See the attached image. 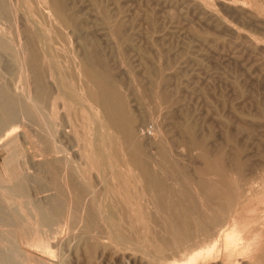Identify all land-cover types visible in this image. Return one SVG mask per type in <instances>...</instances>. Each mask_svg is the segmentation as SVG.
Listing matches in <instances>:
<instances>
[{"label": "rangeland", "instance_id": "1", "mask_svg": "<svg viewBox=\"0 0 264 264\" xmlns=\"http://www.w3.org/2000/svg\"><path fill=\"white\" fill-rule=\"evenodd\" d=\"M1 37L0 264H264V0H0Z\"/></svg>", "mask_w": 264, "mask_h": 264}, {"label": "bare ground", "instance_id": "2", "mask_svg": "<svg viewBox=\"0 0 264 264\" xmlns=\"http://www.w3.org/2000/svg\"><path fill=\"white\" fill-rule=\"evenodd\" d=\"M27 5V4H26ZM28 7V6H27ZM30 9V8H29ZM59 12H60V10H59ZM58 13V12H57ZM59 14V13H58ZM59 25V24H58ZM51 29V28H50ZM3 33V32H2ZM8 37V36H7ZM4 39H2V37L0 38V50H4V49H6L5 47H6V45H5V43H4V41H3ZM10 42V41H9ZM16 48V47H15ZM11 50V49H10ZM17 57V56H16ZM2 58V57H1ZM19 62V61H18ZM20 64V63H19ZM36 66V65H35ZM97 74V73H96ZM98 76V75H97ZM97 76H92L93 77V81L95 82V84H97L99 87H101L102 88V92H99V105L98 106H100V107H102V109L104 110V112L106 113L105 114V116L107 115V113L109 112V111H112V107H111V104H110V94L105 90V88H103L102 87V84L101 83H103V82H99V80L97 79ZM100 76V75H99ZM101 77V76H100ZM87 78V77H86ZM81 80V79H80ZM101 80V79H100ZM89 81H91V80H89ZM102 81V80H101ZM92 82V81H91ZM90 82V83H91ZM86 93V92H85ZM25 98V97H24ZM89 99V98H88ZM37 100V99H36ZM12 104H14L13 103V101H11V99L5 94V92H0V132H2V134H1V136L5 139V138H7V137H9V136H11V133H12V130H13V126H11V127H8L6 130H2V128L7 124V122H8V118L12 115V113H13V110L15 109L13 106H12ZM16 105V104H15ZM14 105V106H15ZM18 105V104H17ZM29 106V105H28ZM28 109V108H27ZM26 108H25V111H26V114H29L34 120H36L37 122L43 117V115L40 113V111H38V112H33L32 110H27ZM21 110V109H20ZM48 113V112H47ZM32 121V120H31ZM8 125V124H7ZM16 129V128H15ZM15 132V131H14ZM85 132V131H84ZM86 132H87V130H86ZM90 136V135H89ZM1 137V138H2ZM85 137H86V135H85ZM90 138V137H89ZM91 140V139H90ZM117 140V139H116ZM85 141V140H84ZM112 142V141H111ZM113 142H115V141H113ZM114 144V143H113ZM116 144V143H115ZM86 146V145H85ZM116 147H117V145H116ZM118 148V147H117ZM84 149H86V148H84ZM56 151V150H55ZM59 153V152H58ZM119 153V152H118ZM140 156V155H139ZM133 160L131 161V162H129V163H127V164H124V166H123V168H124V170L123 171H121L119 174H118V178L120 179V178H127L126 180H129V178L130 179H133V181L135 180V176H133V172L131 171V168H130V166H132V167H134L135 169H137L138 171H139V169H140V172H141V177H143V179H145L146 178V175H149L150 174V169H148L147 167H145L144 165H142V159L140 158V157H133L132 158ZM130 161V160H129ZM10 163V162H9ZM15 166V165H14ZM77 168V167H76ZM13 170V169H12ZM16 170H18V167H17V169ZM16 172H18V171H16ZM24 173V172H23ZM16 174V173H15ZM151 175V174H150ZM22 176V175H21ZM2 177V176H1ZM18 177V176H17ZM6 179V178H5ZM19 179V178H18ZM142 179V178H141ZM7 181V180H6ZM10 181H12V180H10ZM9 181V182H10ZM131 181V180H130ZM132 182V181H131ZM219 182V181H218ZM132 183H134V182H132ZM147 183V182H146ZM11 184V183H10ZM148 184V183H147ZM147 184H146V191L147 192H149L150 193V191H148V190H150V188L147 190ZM9 185V184H8ZM163 185V184H162ZM10 186V185H9ZM13 186V185H12ZM57 186V185H56ZM156 187V186H155ZM7 188V187H6ZM14 189L16 190V192H18V193H20V194H22V196H24V189H23V185H22V180H20V181H17L16 182V184L14 185ZM155 188H153L152 190H154ZM2 190V189H1ZM3 190H4V188H3ZM2 190V191H3ZM10 190V189H9ZM5 191V193H7L6 191H7V189H5L4 190ZM4 191H3V194H4ZM11 191V190H10ZM146 191H144V192H146ZM158 191V190H157ZM11 192H13V191H11ZM154 192V191H153ZM155 192H156V190H155ZM9 193V192H8ZM140 193V192H139ZM148 193V194H149ZM159 193V192H158ZM157 193V194H158ZM135 194V193H134ZM137 194V193H136ZM154 194H156V193H154ZM185 194V193H184ZM138 195V194H137ZM150 195V194H149ZM152 195V194H151ZM2 196H4V195H2ZM143 196V195H142ZM156 196H158V195H156ZM155 196V197H156ZM135 197V196H134ZM3 198V197H2ZM139 198V197H138ZM24 200L26 199L25 197L23 198ZM144 199V198H143ZM158 199H159V196H158ZM9 200V199H8ZM112 201V200H111ZM8 202V201H7ZM23 202V201H22ZM26 202V201H25ZM28 202V201H27ZM141 202V201H140ZM249 202V201H248ZM252 202V201H251ZM6 203V202H5ZM256 203V202H255ZM28 204V203H27ZM23 205H25V203L23 204ZM125 205V204H124ZM123 205V206H124ZM127 205V204H126ZM252 205V204H251ZM21 207V206H20ZM20 207H18V208H20ZM24 207H27V205L26 206H24ZM180 207V206H179ZM190 207V206H189ZM249 207V206H248ZM17 208V209H18ZM61 208H63V207H61ZM61 208H59L60 210H61ZM192 208V207H191ZM21 209V208H20ZM59 210V211H60ZM178 210V209H177ZM15 211V210H14ZM13 211V212H14ZM21 210H19V212H20ZM134 211V210H133ZM239 211V210H238ZM243 211V210H242ZM247 211V210H246ZM22 212V211H21ZM20 212V213H21ZM61 212V211H60ZM136 212H138V211H136ZM144 212V211H143ZM17 213H18V211H17ZM234 213V212H233ZM135 214V213H134ZM133 214V215H134ZM137 214V213H136ZM236 214L238 215V213L236 212ZM244 214V213H243ZM246 214V213H245ZM244 214V215H245ZM249 214V213H248ZM251 214V213H250ZM13 216V218L15 217L16 218V216H14L15 214H12ZM16 215H20V214H16ZM145 215V214H144ZM151 215V214H150ZM125 216V215H124ZM130 216V215H129ZM242 216V215H241ZM249 216H251V215H249ZM20 217H21V215H20ZM135 217V216H134ZM141 217H142V215H141ZM148 217V216H147ZM173 217V216H172ZM244 217V216H243ZM246 217V216H245ZM251 217H253V216H251ZM109 218V217H108ZM237 218V217H236ZM17 219V221H19L20 220V218H16ZM21 219L23 220V215H22V217H21ZM130 219V218H129ZM144 219V218H143ZM167 219V218H166ZM238 219V218H237ZM242 219V218H241ZM248 219H250V218H248ZM2 220V219H1ZM246 220V219H245ZM254 220V219H253ZM9 221V220H8ZM24 221V220H23ZM140 220H138V222H139ZM137 222V223H138ZM249 222V221H248ZM252 222V221H251ZM21 223V222H20ZM23 223H25V221L23 222ZM22 223V224H23ZM174 223V222H173ZM240 223V222H239ZM15 224H16V222H15ZM244 224V223H243ZM242 224V225H243ZM115 225V224H114ZM10 226V225H9ZM16 226H18V225H16ZM240 226V225H239ZM21 228V227H20ZM23 228H26V227H22V229ZM21 229V230H22ZM27 229V228H26ZM228 230V229H227ZM120 231V230H119ZM25 232V231H24ZM27 232V231H26ZM144 232V231H143ZM228 232V231H227ZM28 233V232H27ZM26 233V234H27ZM31 233V232H30ZM29 233V234H30ZM34 233V232H33ZM108 233V232H107ZM219 233V232H218ZM226 233V232H225ZM21 234H23V233H21ZM29 234H28V238L27 239H30V240H28V241H30L28 244H27V247H28V249H31V251L33 250V251H35V252H37V253H40V254H42V255H44V256H50V255H52V252H51V250L49 249V244H48V241L46 240H41L40 239V236H39V234H38V232L37 231H35V233H34V236H32L31 238L29 237ZM55 234V233H54ZM228 234V233H227ZM259 234V233H258ZM23 235H25V234H23ZM32 235V234H31ZM231 235V234H230ZM256 234H254V236H255ZM26 236V235H25ZM182 236V235H181ZM180 236V237H181ZM231 236H233V235H231ZM230 236V237H231ZM234 236H235V234H234ZM21 237H23V236H21ZM128 237V236H127ZM250 237V236H249ZM12 238V237H11ZM25 238V239H26ZM152 238H153V236H152ZM251 238V237H250ZM22 239H24V238H22ZM26 239V240H27ZM114 239V238H113ZM226 239V238H225ZM227 240V239H226ZM229 240V242L225 245V251L226 250H228L229 248H231L232 246H234V241L236 240H234V239H228ZM251 240V239H250ZM240 241V240H239ZM213 242V241H212ZM11 243V242H10ZM128 243V242H127ZM173 243V242H172ZM217 243L218 242H215L212 246H210V247H208L205 251H200V252H198L197 254H195V255H193V256H190V257H187V258H185V260L182 262V263H180V264H196L197 263V260L199 259V258H201V259H203V257L205 258V257H208V258H211L212 256H213V253H214V251H215V248H216V245H217ZM238 243V242H237ZM8 244V243H7ZM179 244V243H178ZM3 245V244H2ZM195 245V244H194ZM4 247V246H3ZM51 247V246H50ZM219 247V246H218ZM237 247H239L238 245H237ZM3 250H4V248H3ZM156 250V249H155ZM8 251V250H7ZM218 251V250H217ZM9 252V251H8ZM16 252V251H15ZM146 252V251H145ZM148 253V252H147ZM216 253H218V252H216ZM26 255V254H25ZM149 255V254H148ZM157 255V254H156ZM215 256V255H214ZM218 256V255H217ZM39 259V258H38ZM200 259V260H201ZM153 260H155V259H153ZM174 260V259H173ZM204 260H206V259H204ZM160 261V260H159ZM170 261V260H169ZM199 261V260H198ZM153 262V261H152ZM176 262V261H175ZM164 263V262H163ZM178 264V263H177Z\"/></svg>", "mask_w": 264, "mask_h": 264}]
</instances>
